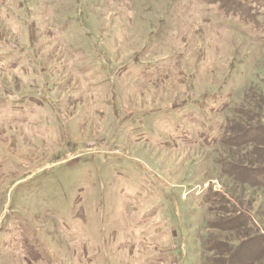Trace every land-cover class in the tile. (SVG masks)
Returning a JSON list of instances; mask_svg holds the SVG:
<instances>
[{"label":"rangeland","instance_id":"obj_1","mask_svg":"<svg viewBox=\"0 0 264 264\" xmlns=\"http://www.w3.org/2000/svg\"><path fill=\"white\" fill-rule=\"evenodd\" d=\"M263 87L264 0H0V264L243 260L220 143Z\"/></svg>","mask_w":264,"mask_h":264},{"label":"trees","instance_id":"obj_2","mask_svg":"<svg viewBox=\"0 0 264 264\" xmlns=\"http://www.w3.org/2000/svg\"><path fill=\"white\" fill-rule=\"evenodd\" d=\"M218 1L223 3L235 0ZM259 91L260 93L255 89L247 91L244 103H240V107L234 111L235 117L232 116L226 120L225 135L220 143L225 152H222L220 157L225 156L223 160H226V163H223L224 174L250 187L264 189V87ZM245 173L250 176H244ZM231 223L232 221L225 223L227 225L224 228L231 230L233 228ZM210 227L213 226L210 225ZM235 230L236 228L232 231ZM247 232L243 233L245 238H243L242 244L236 247V250H244L243 253L247 255L243 260H241L242 258L238 260L234 254L229 257L225 256L228 250H223L213 243L215 246L211 244L207 247L211 251L214 246L213 250L219 255L217 258L208 260L209 264H221L222 262L246 264L251 261L252 257L258 256L254 255L255 251L256 253L264 252V235L258 232L248 238ZM252 245L256 246L255 249Z\"/></svg>","mask_w":264,"mask_h":264}]
</instances>
